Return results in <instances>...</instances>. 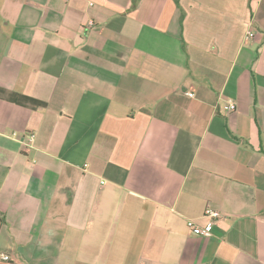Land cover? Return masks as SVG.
Instances as JSON below:
<instances>
[{
	"label": "crops",
	"instance_id": "0c3cea01",
	"mask_svg": "<svg viewBox=\"0 0 264 264\" xmlns=\"http://www.w3.org/2000/svg\"><path fill=\"white\" fill-rule=\"evenodd\" d=\"M0 264H264V0H0Z\"/></svg>",
	"mask_w": 264,
	"mask_h": 264
},
{
	"label": "built area",
	"instance_id": "2783aa9c",
	"mask_svg": "<svg viewBox=\"0 0 264 264\" xmlns=\"http://www.w3.org/2000/svg\"><path fill=\"white\" fill-rule=\"evenodd\" d=\"M90 28L95 29V23L94 21H90L89 23ZM249 36H253L254 33L249 32ZM188 95H193L192 92H188ZM227 108L229 111L236 110L237 108V102L235 100L229 99L227 101ZM36 138L35 133H26L25 135V144L26 146H30L34 143ZM205 216L210 219V222L202 226L198 224L195 220L189 219L188 220V228L191 233L196 234V235H202V236H210L213 232L214 225L222 218V213L220 210L215 209L214 207H207L205 211ZM2 259L6 261H10L11 258L7 254H1Z\"/></svg>",
	"mask_w": 264,
	"mask_h": 264
}]
</instances>
